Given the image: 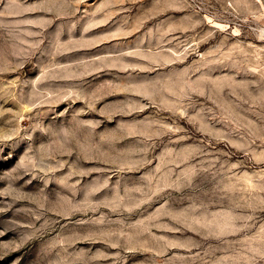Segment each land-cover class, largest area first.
Masks as SVG:
<instances>
[{"label": "rangeland", "instance_id": "1", "mask_svg": "<svg viewBox=\"0 0 264 264\" xmlns=\"http://www.w3.org/2000/svg\"><path fill=\"white\" fill-rule=\"evenodd\" d=\"M0 264H264V0H0Z\"/></svg>", "mask_w": 264, "mask_h": 264}]
</instances>
